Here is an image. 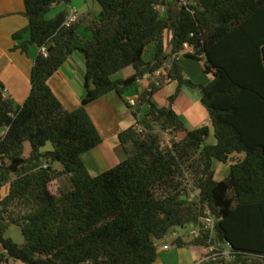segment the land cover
Returning a JSON list of instances; mask_svg holds the SVG:
<instances>
[{
    "label": "trees",
    "instance_id": "1",
    "mask_svg": "<svg viewBox=\"0 0 264 264\" xmlns=\"http://www.w3.org/2000/svg\"><path fill=\"white\" fill-rule=\"evenodd\" d=\"M23 1L30 40L18 48L28 53L35 45L41 53L22 106L0 82V264L8 257L21 264H154L159 244L188 226L200 235L179 237L175 246L219 251L230 244L233 259L209 262L264 264V0H198L193 12L177 0H95L102 12L88 23L91 39L79 34V21L64 25L66 12L46 18L73 0ZM185 44L193 48L185 58L205 57L209 84L185 77L175 58ZM150 45L156 52L147 62ZM75 52L85 58L86 94L69 112L49 81ZM129 67L132 76L113 79ZM146 76L156 83L135 106L125 101L136 120L119 135L125 160L92 176L82 156L103 138L87 107L110 93L124 100ZM169 82L177 90L159 106L152 99ZM184 86L200 91L213 129L187 130L174 110ZM212 131L216 144L207 142ZM235 154L245 158L216 181L214 162ZM62 177L69 187L53 194L51 184ZM207 211L217 220L215 235L201 223ZM11 225L21 228L24 245L6 237Z\"/></svg>",
    "mask_w": 264,
    "mask_h": 264
},
{
    "label": "crops",
    "instance_id": "2",
    "mask_svg": "<svg viewBox=\"0 0 264 264\" xmlns=\"http://www.w3.org/2000/svg\"><path fill=\"white\" fill-rule=\"evenodd\" d=\"M71 9H76L79 13V34L84 38L91 39L93 34L88 30V23L98 20L102 12L100 5L95 0H73L69 5L59 4L53 8L46 18L51 20L62 12L68 14ZM25 10L23 0H0V82L5 87V96L12 99L16 106H22L31 93L32 69L37 56L41 53V50L35 45L30 46L28 53H23L18 48L22 43L30 40V31L27 30L29 20L25 16ZM24 30L26 32L23 38L15 40L13 36ZM166 48L168 49L167 38ZM155 52V45H150L143 55L144 60L147 62L152 61ZM179 60L184 68L185 77L189 79L186 76L187 62L195 60L185 57ZM199 62L203 63V66L201 69L197 65V69L205 70V57ZM85 70L84 56L80 52H75L49 81L53 92L69 112L80 108L85 97ZM124 71L117 74L115 80L126 79L135 73L134 71L131 75L126 76L123 75ZM206 74L205 81L206 84H209L213 81L214 76L212 73ZM151 83H156V78L146 76L125 93L124 100L116 93H110L87 107L92 121L103 138L100 146L82 156L92 176H99L125 160L126 155L120 143L119 135L136 122L125 101L127 103L137 101L138 96ZM177 86L176 82L167 83L154 95L153 102L159 106L167 105V99L176 92ZM166 90V96L159 98L160 93ZM174 110L179 114L189 131L202 126H209L213 129L209 114L201 104V93L197 89L184 86L175 101ZM147 111V106L142 108L143 113ZM207 142L208 144L217 143L214 131H212ZM49 150L51 149L46 151ZM244 158L245 154H235L231 156L226 164L215 161V180L218 182L225 180L230 174L231 165ZM179 236L185 242H188L182 235ZM165 246H168L169 249H164ZM208 255L209 250L206 248L196 246L179 248L174 245V242L170 245L165 239L158 246V258L154 264H211L209 261H205Z\"/></svg>",
    "mask_w": 264,
    "mask_h": 264
},
{
    "label": "rangeland",
    "instance_id": "3",
    "mask_svg": "<svg viewBox=\"0 0 264 264\" xmlns=\"http://www.w3.org/2000/svg\"><path fill=\"white\" fill-rule=\"evenodd\" d=\"M170 37H171V35L167 34L168 44L170 41ZM197 65H199L202 69L203 63L201 64L199 61L195 60L192 62H187V68L188 69H187L186 76L189 79L193 80L195 83L206 84L205 76L207 74L204 70H200V69L198 70ZM134 71L135 70L133 67H129L123 72V75L129 76V75H131V73H134ZM116 78H117L116 76L113 77L114 80ZM166 94H167V90L160 93L159 98H163V96H166ZM125 109H127V108L125 107ZM169 139H170V136H166V140L168 141ZM47 149H52V146L50 144H48L46 146V148H44V151H46ZM30 152H31L30 146H29V144H27L26 149H25V156L28 157L30 155ZM54 167L62 170L61 164H55ZM68 187H69L68 178L62 177L61 179L53 182L50 186V189H51L53 194H59L60 190H65ZM8 193H9V186H6L2 189V195L4 196ZM194 195H196V194H194ZM192 229H193L192 226H188L186 229L177 228L166 238V242L171 245L174 242V240H176V238L180 237L179 235H182L184 238H186L187 241H190L193 239L192 238L193 236L190 235V232L192 231ZM214 235H215V233H214ZM6 237L12 239L18 245H24L25 244V239L23 237L21 228L16 226V225L10 226L9 230L7 231ZM208 250L210 251V249H208ZM11 260H12V262L10 264H21L20 262L16 261L13 258Z\"/></svg>",
    "mask_w": 264,
    "mask_h": 264
},
{
    "label": "built area",
    "instance_id": "4",
    "mask_svg": "<svg viewBox=\"0 0 264 264\" xmlns=\"http://www.w3.org/2000/svg\"><path fill=\"white\" fill-rule=\"evenodd\" d=\"M179 4L187 9L190 12H193V8L197 7L198 5V0H177ZM159 9L162 11L163 8L159 7ZM79 21V13L76 9H71L70 12L67 14L64 25L69 27L74 24H77ZM193 50L192 47H190L188 44L184 45V49L175 56L176 59H180L182 57H185L188 53H191ZM43 54L46 56L47 51L46 49L42 50ZM160 72L157 73L159 75ZM130 104L132 106L136 105V101H131ZM216 218L214 215H212L209 211L206 212V215L201 219V223L204 226L206 230H211L213 234L215 233V226H216ZM193 227V226H192ZM190 235L193 237H198L200 235V229L198 227H193L192 231L190 232ZM164 249H169L168 246H165ZM231 246L230 244H225L224 245V250H219L216 251V249L210 248L209 255L206 257L205 261H210V260H216L217 258H226V259H233L234 256L231 255ZM1 256V252H0ZM11 257H8V262H3V264H10L12 262Z\"/></svg>",
    "mask_w": 264,
    "mask_h": 264
}]
</instances>
